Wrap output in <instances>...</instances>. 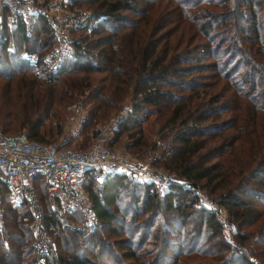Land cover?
<instances>
[{
  "label": "trees",
  "instance_id": "1",
  "mask_svg": "<svg viewBox=\"0 0 264 264\" xmlns=\"http://www.w3.org/2000/svg\"><path fill=\"white\" fill-rule=\"evenodd\" d=\"M73 5L101 17L88 36L98 38L82 37V43L74 42L76 59L65 62L49 82L44 71L36 72L20 57L22 51L44 54L51 47L53 39L43 20L35 37L26 36L21 26L12 32L15 40L12 33L1 31V91L7 97L13 89L18 105L4 116L19 127L16 132L1 131L24 132L31 140L45 142L39 128L48 116L56 119L55 133L61 132L62 116L52 110L55 98L66 103L87 91L84 101L92 104L89 113L94 116L101 111L107 116L110 110H122L124 100L130 97L131 107L118 121L110 145L125 135L126 149L142 155L150 146L143 135V123L151 115L163 116L157 135L160 139L170 137V141L162 165L185 184L172 182L169 190L160 194L152 184L116 174L98 180L96 173L88 170L83 188L100 221L88 232L61 225L39 180L45 226L53 240L47 264H95L91 257L101 264L118 263L109 241L102 244L100 231L115 233L120 212L126 219L131 212L134 221L140 214L150 213L155 218L165 213L163 227L154 228L155 221L150 220L140 237L147 241L150 235L149 240H158L172 250L176 257L169 260L172 264H178L182 254L201 256L209 246L214 249L217 242H211L212 237L219 238L226 250L221 223L213 212L197 204L198 196L189 187L203 188L227 211L236 227V245L243 247L250 238L256 244V250L250 248V252L259 251L253 257L264 256V0H74ZM37 41H41L39 48ZM13 70H18L19 76ZM206 71L212 72L213 82L212 87L203 88L196 80ZM55 82L61 83L58 95L53 92ZM210 88L216 92L208 94ZM122 190L130 194L134 210L124 201L116 203ZM0 194L1 198L7 195L2 186ZM0 211L5 219L0 229V262L36 264L26 204L8 205L4 210L0 203ZM175 215L179 220L172 219ZM125 221L118 223L122 226ZM175 228L179 232L186 229L181 249L167 246V237L176 233ZM201 231L206 236L204 251L199 246ZM136 232L134 229L132 236ZM70 234L73 240L86 237L87 249H79ZM120 243L127 259L135 260L140 254L130 242ZM61 244L70 258L59 255ZM239 247L230 252L238 254L244 264H256ZM149 264L161 261L157 258Z\"/></svg>",
  "mask_w": 264,
  "mask_h": 264
},
{
  "label": "built area",
  "instance_id": "2",
  "mask_svg": "<svg viewBox=\"0 0 264 264\" xmlns=\"http://www.w3.org/2000/svg\"><path fill=\"white\" fill-rule=\"evenodd\" d=\"M73 1L0 0V26L4 25L11 33L21 26L25 35L30 36L40 20L49 29L53 42L44 54L20 53V57L36 72L44 71L47 82L65 62L76 59L77 51L73 44L78 41L72 34H91L101 19L90 11H81ZM155 160V157L139 158L128 155L124 150L117 151L104 144L103 139L79 149L61 141L31 140L24 132L5 134L0 130V185L11 205L25 203L27 206L36 264H47L49 248L53 245L38 194L39 180L45 196L51 201L50 209L62 226L91 231L100 225V221L85 194L84 173L92 170L99 180L108 174H116L152 184L160 194H164L169 190V178L173 176L156 170L153 166ZM197 196L203 198L202 194L197 193ZM72 215L81 219L74 220ZM223 227L226 232L229 230L226 223Z\"/></svg>",
  "mask_w": 264,
  "mask_h": 264
},
{
  "label": "rangeland",
  "instance_id": "3",
  "mask_svg": "<svg viewBox=\"0 0 264 264\" xmlns=\"http://www.w3.org/2000/svg\"><path fill=\"white\" fill-rule=\"evenodd\" d=\"M202 2H204V0H202ZM203 6H206V5L203 4ZM77 8L81 9V11L83 10V11H90L91 12V10H87L83 6H77ZM37 25L33 29L31 37L32 36L35 37L34 31L38 27ZM3 29H5L8 33H11L7 27H5L4 25H1L0 31H2ZM14 33H12V35H13L12 39L15 40L16 35ZM72 36L75 38V40H77L78 42L80 41L81 43H82V39H81L82 37H87V39H92V40L95 38H98V35H95L94 37L92 36L90 38V37H88V36H90V34L89 35H81V33H79V32L73 33ZM0 38H1V36H0ZM40 42L41 41L36 42L38 48H39ZM211 48H213V46H211ZM13 71L16 74V76H19L18 70H13ZM23 74L26 76H29L28 73H23ZM211 76H212V72H210V71L202 72V73H200V76L197 77L196 81L200 82V85L203 86V88H204V85L205 86L210 85L212 87L213 79ZM3 82H4V78H2V75H0V130H5L8 132H16L17 129L19 128L17 126L18 125L17 122H10L4 116V114L6 112H8V113L13 112L14 107L18 108L17 100L14 98L15 91L12 89L9 96L6 97L5 93H2V91H1V89L3 88L2 87ZM37 83H38V85L43 83L44 86H49L48 84H45L44 82H41V83L37 82ZM60 87H61V83L55 82V84L53 86V89H54L53 92L56 93V95L59 94ZM202 90H203L202 92H204V89H202ZM86 92L87 91H84L82 93L83 95H80V96L75 94L74 97L71 100H68L66 103H63V102L58 103L59 99L55 98V103H53V105H52V110H53V112H56V113L59 112L60 115L62 116V118H60L61 119V122H60L61 132L58 134L55 133V130H56L55 120L56 119H54L51 116H48L45 119V121L42 123L41 127L39 128V132L44 137L45 142H57V141H61L63 143L68 142L67 145H69L71 147H75V148H79V149H85V148L89 147L92 143L97 142L99 139H103L104 144H108L110 147H112L113 149L120 151V152H123V150H124L128 155H133V156L135 155L139 158L155 157L156 160L153 163V166L155 167V169L160 171V172L172 174L173 177L169 178V183L176 182L177 184H183V185L185 184L184 181L180 179V177H178L177 175L174 176V173L168 172V170L165 169L162 165V157L164 154H168V153H166L165 149L167 148L169 141H170V137L160 139L159 138L160 136L157 135V131H158L159 127L161 126L160 124L162 123L163 116L155 115V114L151 115L148 117L147 121L145 123H143V125H142L143 135H144V138L146 139V142L150 146L147 148V151H145L142 155L134 154V153H132L134 151H129L125 147V145L128 141V139H127V137H125V135L122 136L115 145H113V146L110 145L111 141L113 140L114 130L116 128H118V121L120 120V118L123 115H125L128 107H131L130 97H128L124 100V102L122 104L123 105L122 110H110L108 112L109 115H107V116H104L102 114V112L100 111L99 114L92 116L89 113V109L92 108V104L90 102L84 101V98L86 96ZM211 92L214 93V92H216V90L213 88H210L209 91H207L208 94H210ZM7 98L11 99L10 103L7 102ZM263 100L264 99L262 98L261 102H263ZM79 107L81 109L79 110L78 113H76L75 111L78 110ZM76 108H78V109H76ZM20 109H21V107H20ZM72 116H74V120H71ZM259 116H262V115L259 114ZM157 117L159 119H157ZM89 119H90V121H89ZM154 144H156L155 145L156 149H154V147H155V146H153ZM137 153H139V152H137ZM166 156L167 155H165V157ZM132 181H134V180H132ZM0 188H1V186H0ZM188 189L191 190L192 192H194L196 195H197V193L203 195V198L198 197L199 202L197 204L202 205V207H204L205 209H207V210H209L215 214L216 218L219 220V222L222 225L221 236L224 239V241L226 240V243H228V245L225 243L226 247H228L227 248L228 250L227 249L225 250L222 247V241H220L219 238H214V237H212L211 239H209V237H208V239L211 242L212 241L217 242V244L215 245V248L212 249L209 246V249H206V246H205L206 236H205V233L201 231L200 237H199V239H200L199 246L202 245L203 246L202 250L204 251L206 249V252H204V254H202L201 256H197V255L191 256V255L182 254V256L180 257L179 261H177V263L178 264H196V263L197 264H221L222 262H226V264H228V263L229 264H244V262H242L240 259L241 257L238 256V254L230 252V250L233 247L238 248L239 246H238V244L236 245L235 237L233 236V234L236 232V227H235L234 223L230 221V216L228 215L227 211L223 207L219 206L215 202V199L211 195H209L203 188L197 187V188L193 189L192 187H189ZM41 192L43 193L42 188H41ZM158 193H159V191H158ZM85 194H86V192H85ZM140 196L142 198L143 194L141 193ZM1 199H0V203H1L2 208H4V210H5V208L8 207V205H10L12 207H16V206L10 204L9 200L7 199V196L3 195ZM129 199H130V194L125 192V190H122L120 192V194L116 197L115 201H116V203L124 201V203L130 209L134 210L135 206L133 204L129 203ZM140 205H141V202L138 203L136 206H140ZM215 208H217V209H215ZM117 214H118V216H117L118 218H121V220H126L125 221L126 224L122 225V226L119 225L118 222L121 220L118 219V222H116L114 224V226H118V229H116L115 233H113L112 235H109L105 230L100 231L101 232L100 238L102 239V244L106 243V241L107 242L109 241L108 243H110L112 245V248L114 249L113 252H115V255L117 256V259H118L117 260L118 263H116V264H128L129 262H133V263L135 262L136 264H149V262H153V260L154 259L157 260V258L161 261V264H164V263L165 264H172V262H170L169 260L171 258L176 259L175 255H173L170 252L172 250L169 251L168 247L165 249L164 246H166V245L159 243L158 240H156L155 242L149 240V238L150 239L152 238V236H150V235H149L147 241H143L140 237L141 236L140 232L145 228L146 225H148L150 220L155 221L154 225H153L154 228L160 227V226L163 227V225H165L164 220H163L165 213H161L160 215H158L155 218H152V215L150 213L149 214L148 213L147 214H140V217L135 221L133 220L131 212L129 213L127 219L121 215V212L117 213ZM175 216L172 217V219L173 220H175V219L179 220L180 217H178V216L175 217ZM3 217L4 216L1 215V211H0V229L1 230H3V228H4L3 224H4L5 219ZM187 220H191V218L188 217ZM225 223L229 227V230L227 231L228 233L224 230V227H223V224H225ZM190 228H191V226H189V225L186 227L187 230H189ZM134 229L137 232H136L135 236H132ZM152 229H153V227H152ZM186 229H182L181 232H179V229L175 228L176 231L175 230L174 231L176 233H173L172 236L167 237V240H168L167 246L170 247V245H172L173 248H175V247L179 248L180 247L179 249H181V247L185 243V241H184L185 239L183 238V232H185ZM190 231H191V233L193 232L192 229ZM88 232H90V231H88ZM244 232H246V229ZM129 233L131 235H129ZM153 233L155 234V232H153ZM153 233H150V234L152 235ZM70 236H71V241L76 240L78 247L80 246L79 249L80 248L87 249V244L85 241L86 237H80V238L75 237L73 240L72 239L73 237L71 234H70ZM249 239L245 243V245L243 247H239V249L247 255V258L250 262L252 260V261L256 262V264H260V262H261V264H264V256L260 255L259 257H255L257 260L253 257V254L255 252H259V251H251L250 252L249 249L250 248L255 249L256 244H253V242ZM122 240H125L126 242H130L129 244H132V248L134 250L137 249L138 250L137 253H140L139 255L138 254L135 255V260H129L126 258L125 255H123L122 250H120V248H122L121 246L123 245V243H120V241H122ZM262 242H263V246H264V240H262ZM67 251H68V249H66L62 244L59 246V255L64 256L66 258H70L71 256H69ZM160 252H163L162 255ZM165 257H166V259H165ZM91 258L95 264H101L99 262L101 260H98L95 257H91ZM0 264H4V263L0 262Z\"/></svg>",
  "mask_w": 264,
  "mask_h": 264
},
{
  "label": "crops",
  "instance_id": "4",
  "mask_svg": "<svg viewBox=\"0 0 264 264\" xmlns=\"http://www.w3.org/2000/svg\"><path fill=\"white\" fill-rule=\"evenodd\" d=\"M0 34H1V31H0Z\"/></svg>",
  "mask_w": 264,
  "mask_h": 264
}]
</instances>
